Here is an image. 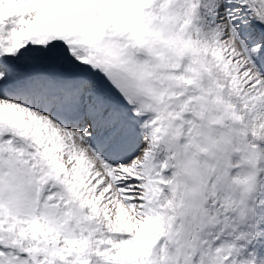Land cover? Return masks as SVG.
I'll use <instances>...</instances> for the list:
<instances>
[{"label":"snow or ice","instance_id":"1","mask_svg":"<svg viewBox=\"0 0 264 264\" xmlns=\"http://www.w3.org/2000/svg\"><path fill=\"white\" fill-rule=\"evenodd\" d=\"M0 264H264V0H0Z\"/></svg>","mask_w":264,"mask_h":264}]
</instances>
